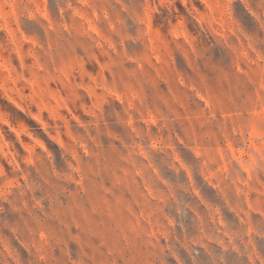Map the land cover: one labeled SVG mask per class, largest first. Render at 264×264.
<instances>
[{"label":"rangeland","instance_id":"374dc122","mask_svg":"<svg viewBox=\"0 0 264 264\" xmlns=\"http://www.w3.org/2000/svg\"><path fill=\"white\" fill-rule=\"evenodd\" d=\"M0 264H264V0H0Z\"/></svg>","mask_w":264,"mask_h":264}]
</instances>
